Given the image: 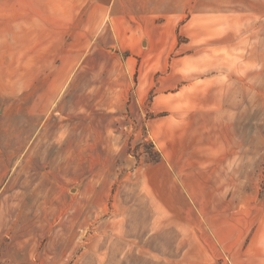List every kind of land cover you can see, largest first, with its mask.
<instances>
[{"label":"rangeland","instance_id":"374dc122","mask_svg":"<svg viewBox=\"0 0 264 264\" xmlns=\"http://www.w3.org/2000/svg\"><path fill=\"white\" fill-rule=\"evenodd\" d=\"M16 2L0 264H264V0L155 1L121 42H33Z\"/></svg>","mask_w":264,"mask_h":264},{"label":"crops","instance_id":"0c3cea01","mask_svg":"<svg viewBox=\"0 0 264 264\" xmlns=\"http://www.w3.org/2000/svg\"><path fill=\"white\" fill-rule=\"evenodd\" d=\"M155 1L158 4L162 0H21L15 5L18 10L15 26L30 29L32 36L41 37L32 39L33 42H62L64 39L60 37L73 26L87 28L80 33L91 37L106 27L121 42L123 28L144 30ZM4 7L8 5L1 3L0 9ZM96 38L85 41L93 42Z\"/></svg>","mask_w":264,"mask_h":264}]
</instances>
